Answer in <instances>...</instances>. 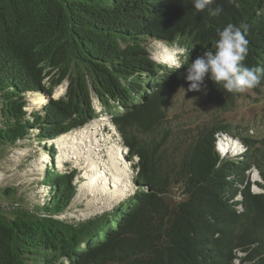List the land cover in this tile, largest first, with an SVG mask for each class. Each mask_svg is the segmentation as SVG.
Returning <instances> with one entry per match:
<instances>
[{
    "label": "trees",
    "instance_id": "trees-1",
    "mask_svg": "<svg viewBox=\"0 0 264 264\" xmlns=\"http://www.w3.org/2000/svg\"><path fill=\"white\" fill-rule=\"evenodd\" d=\"M217 6L211 16L191 0H0V148L34 132L48 156L46 194L31 207L0 204V264H264V136H241L235 155L216 149L232 134L220 114L239 93L206 77L218 114L187 139L169 120L173 96L190 83L187 66L212 50L218 28L245 24L243 64L264 66V0ZM180 38L181 69L150 56L148 43ZM64 80L65 94L52 98ZM37 93L48 100L28 112L25 96ZM93 98L133 162L132 191L109 211L62 219L75 172L55 168L52 141L97 117Z\"/></svg>",
    "mask_w": 264,
    "mask_h": 264
},
{
    "label": "rangeland",
    "instance_id": "rangeland-1",
    "mask_svg": "<svg viewBox=\"0 0 264 264\" xmlns=\"http://www.w3.org/2000/svg\"><path fill=\"white\" fill-rule=\"evenodd\" d=\"M186 42L184 38H180L172 43L153 41L147 44V48L150 52V56L157 62L164 63L155 58L157 52H159L163 46L171 51L177 52L181 62L183 56L188 53ZM180 49L184 50L183 53L179 52ZM67 83V80H64L55 87L51 97L58 98L63 96L66 91ZM31 95L36 96V94H28L25 96L27 102L25 109L28 112L31 109L40 111L41 107L48 100V97L42 94L45 98V102L36 104L33 102L34 97ZM93 104L97 115L93 120L101 125L100 135H111L112 141L123 145L120 134L112 124V115L105 111L101 102L96 98H93ZM216 114H218V111L215 105L206 98L203 85L199 91H189L188 86H186L179 89L173 96L169 111V120L173 129L181 131L182 138L187 139V137L193 133L197 125L210 120ZM220 117L230 124L232 128V134L223 133L217 138L216 149L222 156L235 155L242 151V143L239 140L241 136H251L253 138L264 136V84L259 86L258 90L249 89L245 93H239L235 99L234 106L230 110L221 113ZM93 120H91L90 123H92ZM82 128L83 126L70 130L57 138L60 139L63 135L76 133V130L78 131ZM34 136V132L29 133L26 138L17 141L14 146L0 148V204L5 208L24 205L31 207L34 201L41 199L47 192V188L42 184V179L48 156ZM57 138L52 141L55 150V168L60 172L68 173L72 170L75 172V194L67 208L58 215L59 218L83 220L101 214L109 211L132 191V176L134 175L135 168L132 167L133 162L125 158V149L122 148L121 150V161L126 165L124 172L129 186L118 184L116 189L121 191L118 192V194L117 192L113 193L110 189V193H97V195H93L90 193L91 191H89V189H82L84 182L83 175L87 167L84 163H80L79 161L77 163L74 158H71L72 155H68L67 158L60 161V150L57 146ZM220 142H223L225 146L230 145L229 143L231 142H238L239 149L236 151H231L229 149L223 151L219 146ZM250 179L259 180V175L255 169H252L250 172ZM111 185L110 183V188L114 190ZM253 190L258 192L260 188L253 185ZM5 191L8 193L6 194Z\"/></svg>",
    "mask_w": 264,
    "mask_h": 264
},
{
    "label": "clouds",
    "instance_id": "clouds-1",
    "mask_svg": "<svg viewBox=\"0 0 264 264\" xmlns=\"http://www.w3.org/2000/svg\"><path fill=\"white\" fill-rule=\"evenodd\" d=\"M214 0H191L198 12L208 9L209 15L217 16L222 6L209 7ZM247 26L228 24L217 29V39L212 42V50L204 51L186 68V80L189 91H199L208 77L219 88L227 92L245 93L256 87L264 77V66L247 67L243 64L247 55ZM183 49L179 52L183 53ZM163 62L179 70L184 64L180 62L177 52L173 51Z\"/></svg>",
    "mask_w": 264,
    "mask_h": 264
},
{
    "label": "bare ground",
    "instance_id": "bare-ground-1",
    "mask_svg": "<svg viewBox=\"0 0 264 264\" xmlns=\"http://www.w3.org/2000/svg\"><path fill=\"white\" fill-rule=\"evenodd\" d=\"M172 52L173 51L163 46L160 51L157 52L155 58L163 62ZM33 97V102L36 104L45 102V98L40 93H37L36 96ZM100 130L101 125L93 120L92 123L89 122L85 124L82 129L76 130V133L63 135L60 139L57 138V146L60 150L59 159L62 161L67 158L68 155H72L71 158H74L77 163L79 161L85 164L87 169L83 175L84 182L82 181V189H89V191H91L90 193L93 195H97V193H110V189L113 193L117 192L118 194V192H121L116 189L118 184L124 186L128 185V180L124 172L126 165L121 161V150L122 148L124 149V147L120 145V143L118 144L112 141L111 135H100ZM229 144L230 145L225 146L223 142H220L219 146L223 151L228 149L236 151L239 149L238 142H231ZM110 183L114 190L110 188Z\"/></svg>",
    "mask_w": 264,
    "mask_h": 264
}]
</instances>
